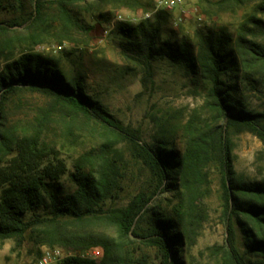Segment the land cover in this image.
Wrapping results in <instances>:
<instances>
[{
  "label": "rangeland",
  "instance_id": "1",
  "mask_svg": "<svg viewBox=\"0 0 264 264\" xmlns=\"http://www.w3.org/2000/svg\"><path fill=\"white\" fill-rule=\"evenodd\" d=\"M154 1L49 3L38 19L32 21L29 18L32 0H0V26L17 23L14 29L0 30V72L25 53L52 58L66 76H79L86 89L143 142L150 145L169 142L183 150L192 134L209 132L225 124V120L215 107L212 84L207 78L168 58L155 56L147 60L123 50L122 44L129 37L120 26L155 24L157 12L149 19L144 18V14L154 9ZM262 2L184 0L182 8L172 10L163 19V37L185 41L195 50L199 39L211 31H224L231 36L235 49L242 40L248 46H252L250 42L264 44V29H258L255 22L264 20ZM137 33L138 30L132 37L136 38ZM240 59L233 80L234 98L247 110L264 113V64ZM0 122V130H5L9 141H13V153L18 139L39 136L46 145L47 156L66 163L67 172L60 179L65 193L76 189L70 173L77 166L98 173L106 159L118 166L121 181L115 197L107 201L105 208L124 207L137 193H151L155 187L149 170L126 140L43 91L23 88L6 95ZM229 145L237 179L263 181L264 141L244 127L232 126ZM12 154L0 155V164ZM207 175L191 226L195 237L186 238L181 247V264H233L227 252L224 191L216 163L208 165ZM1 190L0 187V196ZM176 200L173 194H164L150 207L168 214ZM151 222L150 210L141 223L142 231ZM68 227L120 237L118 228L109 219L69 222ZM235 229L236 246L249 262L255 263V258L248 254L242 225L235 222ZM44 246L31 239L21 247L12 239L0 242V264H33ZM123 251L130 255L133 264H160L163 258L158 247L136 237L124 242ZM103 252L102 246H94L85 249L83 255L100 259Z\"/></svg>",
  "mask_w": 264,
  "mask_h": 264
},
{
  "label": "trees",
  "instance_id": "2",
  "mask_svg": "<svg viewBox=\"0 0 264 264\" xmlns=\"http://www.w3.org/2000/svg\"><path fill=\"white\" fill-rule=\"evenodd\" d=\"M32 1L33 11L29 18L36 21L47 4L62 5L76 0ZM91 1L99 4L109 0ZM110 1L119 4L138 0ZM260 6L264 12V2ZM171 13L157 12L155 24L142 23L139 27L122 24L120 30L129 37L122 48L147 60L155 56L168 58L207 78L212 84L215 107L225 124L209 132L192 134L183 150L163 141L150 145L135 131L122 125L86 89L79 76H66L47 56L21 55L0 72V113L6 95L19 89L30 88L52 95L96 121L106 131L126 140L149 170L155 187L151 193H137L124 207L105 208L107 201L115 197L121 181L118 166L109 159L104 160L98 173L77 166V170L70 173L76 189L65 193L60 179L67 172L66 163L49 158L46 145L39 136L18 139L13 153V141H9L5 130H0V155L6 157L13 153L0 164L1 243L12 239L17 247H21L31 239L47 247H59L68 255L57 264H133L130 255L123 251V244L136 237L162 251L160 264H181V247L186 238L195 237L191 228L193 217H196L197 203L207 184V167L214 162L222 178L229 259L233 264H264V180L256 183L239 181L229 145L232 126L244 127L264 141V113L247 110L233 95V80L240 57L242 61L249 59L264 64V44L250 42L252 46H248L242 40L235 49L231 36L224 31H211L199 39L195 50L185 41L163 37V19ZM255 22L258 29H264L263 19H255ZM16 25V22H8L0 26V30L9 31ZM136 30L139 34L133 38ZM164 194H173L177 199L168 214L150 207ZM150 210L152 222L142 231L141 223ZM92 218L114 222L119 239L68 227L69 222L79 224ZM235 222L242 225L248 254L255 258V263L249 262L236 246ZM94 246L103 247L100 259L83 255L85 249ZM41 253L42 250L37 259Z\"/></svg>",
  "mask_w": 264,
  "mask_h": 264
},
{
  "label": "built area",
  "instance_id": "3",
  "mask_svg": "<svg viewBox=\"0 0 264 264\" xmlns=\"http://www.w3.org/2000/svg\"><path fill=\"white\" fill-rule=\"evenodd\" d=\"M184 0H155L154 9L151 12L144 14L145 19L151 18L156 12L159 11H172L176 8H182ZM67 254V252L59 247H43L40 257L34 264H57Z\"/></svg>",
  "mask_w": 264,
  "mask_h": 264
}]
</instances>
